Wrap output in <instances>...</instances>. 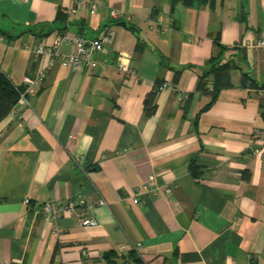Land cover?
<instances>
[{
	"label": "crops",
	"instance_id": "1",
	"mask_svg": "<svg viewBox=\"0 0 264 264\" xmlns=\"http://www.w3.org/2000/svg\"><path fill=\"white\" fill-rule=\"evenodd\" d=\"M86 2L0 0V74L23 87L44 73L29 105L0 121V263L264 264L262 91L232 69L231 85L200 111L210 97L194 89L216 41L241 43L264 82V46H253L264 42V0ZM63 32L108 34L96 67L34 53ZM164 81L173 88L157 90L147 113L145 97ZM44 202H82L96 224L79 225L75 212L46 220Z\"/></svg>",
	"mask_w": 264,
	"mask_h": 264
},
{
	"label": "built area",
	"instance_id": "2",
	"mask_svg": "<svg viewBox=\"0 0 264 264\" xmlns=\"http://www.w3.org/2000/svg\"><path fill=\"white\" fill-rule=\"evenodd\" d=\"M89 2L86 0H75V4L77 7L80 5H86ZM90 8L94 10L95 4L90 3ZM64 14L68 17L74 15L76 12V8H67L63 10ZM109 16L118 18L121 16L120 10H116L111 8L109 10ZM108 40V34L104 33L101 38H83L80 36H70L67 33L63 32L60 35H57L53 38V44L48 47L45 45H38L34 53L36 55L41 54H51L59 57L61 65L66 68L71 69H92L96 67L97 62L92 58L95 53L101 50L102 42ZM61 42H71L74 45V52L68 55H59L57 51V46ZM253 46L257 48H261L264 46V42L259 40L253 43ZM50 66V63L48 64ZM117 67L121 72L126 75H131L133 72L122 62L118 61ZM44 73L38 72L34 77L24 76L22 77V85L23 90L19 92L18 100L16 104L23 103L29 105L26 99L27 95H34L40 86L42 85ZM167 88H173V84L170 82H161L157 85V90H163ZM13 108L11 109V113H13ZM82 161L77 160V164H80ZM24 202L27 203L28 199L25 198ZM133 202H136V199H133ZM99 205H104L105 201L102 198L97 200ZM78 205L82 206L83 203L80 202ZM78 205L73 202H68L66 204H61L57 202H44L37 208V212L42 214L46 220L48 219H57L61 215L66 212H75L78 217V223L81 226H91L96 224V220L91 217H87L85 211L79 210ZM0 264H15L14 262H6Z\"/></svg>",
	"mask_w": 264,
	"mask_h": 264
},
{
	"label": "trees",
	"instance_id": "3",
	"mask_svg": "<svg viewBox=\"0 0 264 264\" xmlns=\"http://www.w3.org/2000/svg\"><path fill=\"white\" fill-rule=\"evenodd\" d=\"M172 3H181L185 6H191L194 3L205 4L212 6L214 0H171ZM60 21H64L62 18ZM218 49L215 55H212L207 61V68L201 71L195 83V91L210 97L208 104H206L200 111L206 110L216 99L219 90L223 87L231 85L229 72L232 69L240 73V85L249 89H259L262 95L259 99V115L264 120V82H258L252 78L249 73L248 64L245 56V49L241 43L231 46L221 45L216 41ZM177 75V72L175 73ZM177 77H175V80ZM159 84V83H158ZM157 84V85H158ZM157 85L153 92L147 94L144 99L145 107H148L146 112L151 113L154 110L153 99L157 92ZM23 87L13 85L10 80L4 75L0 74V121L5 118L10 110L16 105L19 92ZM114 254H107L110 259ZM110 264H114L109 261Z\"/></svg>",
	"mask_w": 264,
	"mask_h": 264
}]
</instances>
